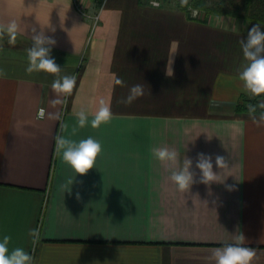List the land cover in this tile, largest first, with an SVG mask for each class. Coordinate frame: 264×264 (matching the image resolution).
Wrapping results in <instances>:
<instances>
[{"label":"crops","instance_id":"1","mask_svg":"<svg viewBox=\"0 0 264 264\" xmlns=\"http://www.w3.org/2000/svg\"><path fill=\"white\" fill-rule=\"evenodd\" d=\"M87 4L100 14L94 30L72 0H0V25H20L14 46L6 35L0 42V235L33 264H210L215 248L243 235L256 251L252 264H264V126L236 110L248 95L238 78L239 41L253 24L264 31V21L226 12L194 20L149 0ZM33 26L57 41L51 56L60 75L76 77L70 96L53 92L55 76L26 72ZM136 84L144 95L121 103ZM100 98L111 105V122L73 135L76 113L85 110L90 122ZM57 134L98 140L95 167L76 175L55 153ZM154 146L175 149L181 163L191 159L197 181L198 153L212 156L218 174L217 155L230 168L223 183L197 182L182 193L152 157ZM74 177L69 194L61 185ZM37 227L33 250L28 232Z\"/></svg>","mask_w":264,"mask_h":264},{"label":"clouds","instance_id":"2","mask_svg":"<svg viewBox=\"0 0 264 264\" xmlns=\"http://www.w3.org/2000/svg\"><path fill=\"white\" fill-rule=\"evenodd\" d=\"M181 7L188 5V0H180ZM151 7L159 8L157 0H151ZM53 33L55 28L48 26ZM20 32L19 23L13 19L6 25H0V39L6 35L8 44L14 46L17 41V35ZM32 45L27 49L28 66L26 72L32 74L34 72H44L56 77L51 84V88L57 97H67L73 92L76 86V77L73 75L61 76V68L51 56L53 47L57 41L46 35L44 28L40 27L37 31L36 27H31ZM245 63L239 72V80L243 84V91L251 98H257L264 95V31L262 25L253 24L247 32V38L239 41ZM171 77V72H167ZM114 83L118 86H125L124 81L114 77ZM144 95L143 85L136 84L129 89V94L120 102L124 105H131L136 99ZM53 105L60 104V99H54ZM247 111L252 119V122L257 127L264 126V100H259L256 104H248ZM258 113V115H257ZM60 113L51 114L50 118L60 119ZM45 111L43 109L38 113V118L43 119ZM77 123L73 127V135L78 128H84L89 125L93 129H98L101 125H106L111 122L113 113L111 105L103 98L98 100V105L95 112L92 114V119L89 122V114L81 109L76 113ZM66 124H61V129H66ZM55 153L61 156L76 175H86L95 167L97 158L102 153L101 143L92 138L81 139L78 142L64 135L57 134L54 137ZM152 157L159 161L162 165H166L170 170V180L176 186L177 190L185 193L189 192L192 185L201 183L210 186L213 183H223L219 177L223 172L230 168V161L222 155L215 157V165L221 170L218 174L213 170L212 156L204 153H198L195 168L199 169L200 179L196 180V173L192 171L193 161L185 157L181 163L179 153L175 149L167 147H152L150 149ZM75 175V176H76ZM74 178H69L65 184L61 185V189L71 193V186L74 183ZM228 190H233L232 186H227ZM211 194V193H210ZM79 199V194H77ZM207 203V202H206ZM215 203V202H213ZM31 238L33 250L41 240L39 227L32 228L28 232ZM11 236L7 234L0 235V264H33V256L24 248L16 247L9 248ZM245 237L239 235L233 244H228L223 247L215 248L212 254L208 257L210 264H252L256 257V251L252 247L244 246Z\"/></svg>","mask_w":264,"mask_h":264},{"label":"trees","instance_id":"3","mask_svg":"<svg viewBox=\"0 0 264 264\" xmlns=\"http://www.w3.org/2000/svg\"><path fill=\"white\" fill-rule=\"evenodd\" d=\"M178 9L187 10L189 7L198 8L205 17L226 13H235L245 17L247 20L264 21V0H250L249 2H235L233 0H188V5L181 7L179 2ZM259 100H264V95L257 98H251L249 95H242L236 105L239 113H248L247 105L256 104ZM258 114V113H257Z\"/></svg>","mask_w":264,"mask_h":264},{"label":"built area","instance_id":"4","mask_svg":"<svg viewBox=\"0 0 264 264\" xmlns=\"http://www.w3.org/2000/svg\"><path fill=\"white\" fill-rule=\"evenodd\" d=\"M75 8L86 18L91 20L92 22V30L97 26L99 20H100V14L92 13L90 11V6L87 4V0H72ZM157 3H159L160 7L163 6L162 0H157ZM149 5H151V0H149ZM191 15L192 17H195L197 19H202L204 17V14L198 10V9H191Z\"/></svg>","mask_w":264,"mask_h":264},{"label":"rangeland","instance_id":"5","mask_svg":"<svg viewBox=\"0 0 264 264\" xmlns=\"http://www.w3.org/2000/svg\"><path fill=\"white\" fill-rule=\"evenodd\" d=\"M163 1V5L165 6H167V7H171V8H173V7H176V5L180 2V0H162ZM213 1H216V0H213ZM177 8V7H176ZM191 9H198V8H194V7H189V9H187L186 10V12L190 15V17L192 18V19H194V20H199V19H197V18H195V17H192V15H191ZM199 10V9H198ZM202 12V11H201ZM203 13V12H202ZM204 14V13H203ZM2 40H4V39H0V42L2 41Z\"/></svg>","mask_w":264,"mask_h":264}]
</instances>
